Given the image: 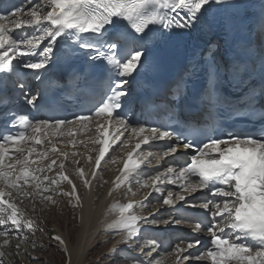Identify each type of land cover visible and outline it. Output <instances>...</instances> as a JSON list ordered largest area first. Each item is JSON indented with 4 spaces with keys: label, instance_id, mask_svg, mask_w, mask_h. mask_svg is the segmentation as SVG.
<instances>
[{
    "label": "snow or ice",
    "instance_id": "snow-or-ice-1",
    "mask_svg": "<svg viewBox=\"0 0 264 264\" xmlns=\"http://www.w3.org/2000/svg\"><path fill=\"white\" fill-rule=\"evenodd\" d=\"M27 4L0 5V106H6L8 82L15 77L25 90L24 103L34 110H10V118L3 114L0 248L14 238L27 241L37 231L39 217H26L20 207L25 200L33 211L37 201L41 211L56 206L59 196L69 198L73 209L82 207L66 171L71 157L92 162L88 152L75 150L79 145L98 146L90 150L96 153L91 179L83 167L74 172L90 189L102 162L120 163L114 153L134 141L109 195L123 186L125 198L136 196L135 183L148 190V202L111 206L119 218L106 233L122 236L126 247L111 250L107 259L114 264H162L172 255L175 264H264V0ZM190 38H203L204 45H197L178 71L158 78L162 48ZM24 76L41 82L39 95L29 94ZM133 86L140 87L139 94ZM149 103L164 106L168 124L131 121L129 113L150 116ZM93 130L94 137L76 139ZM63 137H71L63 147L70 144L72 151L57 146ZM181 148L192 150L188 159L176 156ZM169 156L162 167L146 170L153 160L159 164ZM80 159L70 162L79 165ZM62 183L70 188L63 190ZM197 192L201 195L188 199ZM153 193L159 194L155 204L172 211L160 217L138 215L137 209L155 207L148 200ZM181 224L210 238L203 249L198 236L161 250V243L146 235L152 230L146 226ZM52 239L67 254L63 238ZM193 248L197 251L189 252ZM3 256L0 251V264Z\"/></svg>",
    "mask_w": 264,
    "mask_h": 264
},
{
    "label": "bare ground",
    "instance_id": "bare-ground-1",
    "mask_svg": "<svg viewBox=\"0 0 264 264\" xmlns=\"http://www.w3.org/2000/svg\"><path fill=\"white\" fill-rule=\"evenodd\" d=\"M33 2H34V0H28V4L26 5V7H31ZM16 31H19V30H16ZM94 128H95V125H93V129ZM90 136H93V137L95 136L94 130L91 133H85L83 135L78 134L76 139L77 140H88V138ZM70 139H71V137H63L60 139L57 146L61 148V151H72L73 150L71 148L70 144L66 148L63 147L64 144H68V141ZM166 142L167 141H160L157 143L164 145ZM133 146H134V141L127 148V153L132 150ZM94 147L98 148L97 145H93V144L89 143L87 149H85L82 145H79L77 147V149H75V150L78 152H88V154L92 155V157L94 158L96 156V153L90 151ZM142 147H147V146H142ZM180 151H182V149L178 150V152H180ZM127 153L123 156V158L121 160L119 159V161H121V162L118 163V165L117 164L113 165L110 163L106 164V163L102 162V167H101V170L98 173L96 181L93 185V190H89L92 192V194H91V192L90 193L87 192V189L84 187V185H82L79 178L74 175V172H75V169L77 167H83L85 174H86V177L91 179V172L95 167V160H92V162L89 163L86 159H81L79 165H74L70 162L71 159H80V157H71L70 161L66 163L67 174L76 183L77 192L79 193L81 201H82V207L77 208L78 215H79L78 221H81V224H82L81 228L82 229L79 231H76V233H73L72 236H70V237H69V235H67L64 232L63 226L59 227V225H57L56 222L59 221V219L55 222H54V220L51 219V216L53 215V213L54 212L57 213V210L54 211L57 206L53 207L52 205H50L44 211H41L40 210L41 205L37 201L36 203L38 206L35 208L36 211H33L32 210L33 206L30 207V205H29L30 203L28 204V202H27L29 200H25L24 201L25 203L23 202L22 204H20V207L24 210L26 217H28V218L39 217V219L36 221V227H37V229H43L46 232H48L47 235L49 236V238L53 237L57 234L62 235L63 240L65 241V244H66L67 249H68L67 254H65L60 249L57 242L52 240V244L54 246H57V250L59 252L62 251L67 256L66 260L64 259L67 264H68L69 260H70V264H85L86 260L83 261V258L85 257L84 254L86 252H90L92 250L94 242L99 237V235H101L103 233H105L107 235L109 234L110 236L112 235L111 233H106V229H107L109 224H112L113 222H115L119 218L118 213L113 212L111 210V206L113 204H117V203L126 204L130 200L141 202V200L144 199V194L148 190L142 189L138 184H135V183L132 185V191L137 193L136 196H132L131 194H128L127 197L125 198V188L122 186L121 189L117 190L116 192H113L111 196L109 195V192L111 191V189H109V191H107V193L105 194L106 195L105 198L100 199V194H99L101 192L100 185H101V182H103L102 181L104 179L103 176L106 175V174H103V171L105 169H107V167L110 166L112 170L109 171L108 177L111 176V177H114L116 179V177L120 174V169H122V167H123V161L127 159ZM106 159H107V157H106ZM171 159H172L171 156L166 157L165 160L161 161L160 166L162 167L165 164L166 160H171ZM45 163H47V162H45ZM50 175L55 176V172L50 173ZM101 177H103L102 180H100ZM110 181H112V179L108 180V182H110ZM134 185H136L137 187H134ZM111 186H113V182H111ZM61 188L63 190H68L70 188V186L67 183H62ZM195 196H197V195H195V193H194L193 196L188 197V199H193ZM154 197H158V195L156 194V196H154ZM148 200H150V198ZM144 201L145 200H143V202ZM177 206H180V205H177ZM151 208H153V207H151ZM151 208H145L143 211L139 210L138 215L148 216V215H150L152 213H156V212L157 213L160 212V214H167L168 212L172 211V209L168 208L167 206H163V207H161V206L157 207L156 206V208L153 211H150ZM136 211H138V209ZM146 227H151V229H152L146 235L148 237L156 239L158 242H161V238H166V239L170 238L175 243L179 239H188L190 237H197V236L201 239L202 243H205L207 240V238L205 236H202L201 233H192L191 229L189 227H187L186 225H183V224L174 226V229H176L175 233H171V232L165 233L163 225H160L158 227L157 226H146ZM170 227H167L166 230L169 229ZM41 233L42 232L38 233V231H35L34 237L36 238L37 243H39V242L42 243L44 241V237L41 235ZM44 233H43V235H44ZM190 234H191V236H190ZM116 236L118 237V235H116ZM116 236H114V237H116ZM68 238H70L69 240H70L71 246H69V244H68L69 243ZM122 239H123V237L121 236V238H119L118 241H121ZM3 240H4V238L0 237V245L3 244ZM71 240L74 242L72 243ZM20 241H16V243H15L14 241L11 240V242H14L13 244L10 243L9 246L1 248L3 250V253H5L3 258H2L3 264H9L10 258L14 259L13 264H21L22 262H25V261H26L25 262L26 264H32L33 263L34 260L29 259L27 256H23L22 258L17 259L15 257L16 255L13 257V255L11 254V253H13L12 252L13 250H10L9 249L10 247H12V249H15L16 251H19V252L22 251L21 245H23L22 244L23 242H20ZM32 243H33V239H28L25 243V246L29 247L31 250ZM166 243H167L166 244L167 247H170L171 245H173V244H169V242L167 240H166ZM17 244L20 245L19 249L16 248ZM193 249H194V253H195L197 251V249L196 248H193ZM145 251H147V249H145ZM38 252L35 253L36 255H39L35 258L36 261L42 260L41 253H38ZM133 255L139 256L140 253L136 252V253H133ZM156 255H157V253L154 254V256H156ZM172 257H175V256H172ZM169 259H171V257ZM164 260L166 263L167 262L169 263V261H166V260H168V257L165 256ZM175 261H176V259H174L172 264H175ZM189 261L190 260L185 261V264H188ZM60 263L62 264V262H60ZM162 264H164V263L162 262Z\"/></svg>",
    "mask_w": 264,
    "mask_h": 264
},
{
    "label": "rangeland",
    "instance_id": "rangeland-1",
    "mask_svg": "<svg viewBox=\"0 0 264 264\" xmlns=\"http://www.w3.org/2000/svg\"><path fill=\"white\" fill-rule=\"evenodd\" d=\"M123 151H125V149ZM123 151H118L115 156L119 157ZM110 170H112L111 167L110 166L107 167V169L104 170V172L106 174L105 176H103L104 179L102 180L103 177H101V179H100L103 181V182H101V185H100V189H101V192L99 193L100 199H103L106 196L105 194L107 193V187L109 186V185H107V182L109 179L108 180H106V179L109 178L108 173ZM134 187H137V186L134 185ZM57 200H58V204L56 205L57 207L54 210V211L57 210V213L54 212L53 215L51 216V219L54 220V222L59 219V221L56 222L57 225H59V227L63 226L64 232L67 235H69V237H70V236H72L73 233H76V231H79L82 229L81 228L82 227L81 221H78V219H79L78 210H77V208L73 209L71 207V205L69 203V198H67V197L59 196V197H57ZM27 202H28V204L30 203L29 204L30 207L33 206V204L30 201H27ZM37 206L38 205L36 203L35 208ZM53 207H55V206H53ZM37 231H38V233L42 232L41 235L44 237V241L42 243H40V242L37 243L34 235H29L28 239H33V243H35L36 247L35 248L31 247V250H30L29 247L25 246L26 241H24L22 243L23 245H21V248H22L21 252L16 251L15 249H12V247H10L9 249L13 250L12 251L13 253H11L13 255V257L16 255L15 257L17 259L18 258L20 259L23 256H27L29 259H32L35 261V262L33 261L32 264H61L60 262H62V264H65L66 263L65 260H66L67 256L61 250H60L61 252H59L57 250V246H54L52 244L53 239H52V237L49 238V236L47 235L48 232H46L43 229H37ZM43 233H44V235H43ZM119 238H121V236H119V235H118V237L117 236L114 237L112 235L110 236L109 234L107 235L105 233L99 235V237L97 238L98 240L96 239L97 241L95 240V242H94L92 250L90 252H86L84 254L85 257L83 258V261L86 260L85 264H114V262L112 260L107 259V255L113 249H115L117 252H119V250L121 248L126 247V245L122 244L121 241H118ZM69 239L70 238H68V240ZM12 241H14L16 243V241H20V240L14 238V239H12ZM14 242H11V243L13 244ZM20 242H22V241H20ZM73 242L74 241H72V243ZM33 243H32V245H33ZM68 244H69V246H71L70 240H69ZM0 251H3V250L0 248ZM37 252L41 253L42 260H40V261H36L35 259H33V258H36L37 256H39V255L35 254ZM166 257H168V260H166V261H169V263L165 262V260H164L165 257H164L162 259V262L164 264H172L174 259H176L175 257H172L171 255H167ZM170 257H171V259H169ZM9 261H10L9 264H13L14 259L10 258ZM25 262H22L21 264H24ZM188 264H207V262L206 261L190 260Z\"/></svg>",
    "mask_w": 264,
    "mask_h": 264
}]
</instances>
